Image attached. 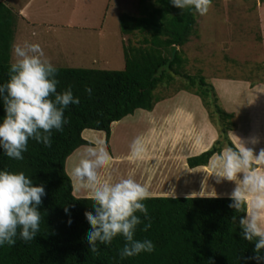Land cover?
<instances>
[{
  "label": "trees",
  "instance_id": "16d2710c",
  "mask_svg": "<svg viewBox=\"0 0 264 264\" xmlns=\"http://www.w3.org/2000/svg\"><path fill=\"white\" fill-rule=\"evenodd\" d=\"M139 9V16L120 17L124 36L142 37L138 45L124 47V70L57 68V91L71 88L80 104L70 105L65 111L68 122L63 131H54L52 146L46 148L30 139L23 160L8 158L0 149V170L23 172L36 185L43 184L47 193L40 207L42 221L36 239L27 243L17 239L14 246L0 247V264H256L248 260L254 255L255 245L239 234V216L247 207L236 212L229 207L233 203L230 198H149L144 203L151 227L143 230L148 221L139 225L136 239L151 240L153 252L122 260V237L114 239L111 246L100 245L99 253L89 250L87 235L91 227L86 213L95 214L94 202L75 197L67 160L77 150L93 145L83 138L85 131L104 132L109 142L113 124L138 110L153 112L163 100L157 95L161 86L177 82L166 71L155 77L167 63L176 77L186 81L175 92L199 97L213 124L214 117H219V139L208 151L189 158V167H207L225 150L242 152L229 136L237 129L236 115L224 110L214 86L203 75L185 73L187 62L181 49L196 32L198 14H182L169 0H140ZM18 19V14L0 0V84L9 79ZM176 48L180 50L172 61ZM4 115L0 104V121ZM253 168L258 164L253 162Z\"/></svg>",
  "mask_w": 264,
  "mask_h": 264
},
{
  "label": "rangeland",
  "instance_id": "374dc122",
  "mask_svg": "<svg viewBox=\"0 0 264 264\" xmlns=\"http://www.w3.org/2000/svg\"><path fill=\"white\" fill-rule=\"evenodd\" d=\"M23 1L9 0V4L18 12ZM139 4L140 0H34L29 16H37L25 22L19 17L15 41L39 44L56 68L122 71L124 47L138 45L142 37L139 34L124 36L120 17L122 14L139 16ZM54 20L60 26L54 22L49 28L42 25ZM181 50L187 62L185 73L203 75L214 86L224 110L236 115L237 129L229 133L231 140L241 151L246 148L254 156L261 154L259 160L253 162L258 164L257 170H264V0H213L208 13L198 15L196 32ZM15 60L14 55L12 63ZM175 78L176 83L161 86L157 92L163 99L158 103L157 114L169 106H184L191 108L201 120L205 113L210 117L199 97L185 91L175 92L186 82ZM149 113L138 110L113 124L109 142L104 132H84L83 138L93 145L98 141L106 144L113 158L107 171H102L103 177L116 182L134 174L141 184L152 180V186L157 184L154 187L166 192L159 196L172 197L169 190L175 192V196L230 198L236 183L226 179L218 182L213 173L217 156L207 167L194 171L188 170V162L185 165L181 160L161 163L162 156H156L157 161L146 162H141L142 159L134 162L130 158L131 145L147 129ZM214 119L216 125L211 123L219 132V117ZM85 148L77 150L79 152L67 160L70 178ZM147 151H153V147ZM181 174L184 178L193 175L199 187L196 183L187 186ZM77 192H81L78 187Z\"/></svg>",
  "mask_w": 264,
  "mask_h": 264
},
{
  "label": "clouds",
  "instance_id": "9594fccd",
  "mask_svg": "<svg viewBox=\"0 0 264 264\" xmlns=\"http://www.w3.org/2000/svg\"><path fill=\"white\" fill-rule=\"evenodd\" d=\"M174 7L191 11L194 15L208 13L212 0H169ZM15 62L9 68V79L0 84V104L5 115L0 121V149L11 159L23 160L29 140L46 148L52 146L54 131H63L68 122L65 111L70 105H79L80 99L71 88L58 92V69L46 58L43 48L25 41L14 46ZM86 91L91 95L92 89ZM147 146L141 138L131 145L130 158L143 159ZM261 155V154H260ZM253 152L228 150L214 158V174L218 182L234 181L229 207L236 212L247 207L239 216L238 227L242 240L254 244V255L248 260L264 264V170L253 168ZM107 145L98 141L81 153L72 169L76 186L89 193L95 214L86 213L91 227L87 235L89 250L99 253L100 245L111 246L122 237L124 247L120 258L127 259L141 253H151V240L136 239L139 225L144 231L151 227V217L144 201L150 198L148 189L137 182L134 174L113 182L102 176L112 164ZM239 181V183H237ZM47 195L43 184L36 185L23 172L0 170V247L14 246L17 239L25 243L36 239L42 216L40 207ZM66 214L71 215L65 208ZM143 217V219H141ZM236 218H234L235 220ZM71 226V219L68 221Z\"/></svg>",
  "mask_w": 264,
  "mask_h": 264
},
{
  "label": "crops",
  "instance_id": "0c3cea01",
  "mask_svg": "<svg viewBox=\"0 0 264 264\" xmlns=\"http://www.w3.org/2000/svg\"><path fill=\"white\" fill-rule=\"evenodd\" d=\"M2 1L5 2L10 8H12L15 11V9L11 7V5L9 4V0H2ZM33 1L34 0H25L21 2L19 4L18 12L15 11L18 14V16L24 20V22L30 21L31 18L37 16V15L29 16V10L31 8ZM52 22H54L56 26H60V24H57L55 20L50 21V23L44 22L42 25L48 27L49 25H52L51 24ZM29 25H31V23H29ZM15 38L17 39V29H16ZM16 41H14V45L12 49V59L15 55L14 46L18 44V42ZM24 42H21L20 44L22 45ZM157 107L158 105L156 106L153 112L147 114L146 117L147 129L145 132L141 133L140 135L141 137L139 136V138L143 140L145 145L149 146L148 148H150L151 146L153 147V151L151 152L146 151L148 153L144 154L141 162L143 161L146 162L147 160H154V159L155 161H157L156 156H162L160 157V161H159L161 163L181 160L184 161L186 165L189 158L199 156L204 152L208 151L218 140L219 137L218 131L211 123L207 113L204 112L205 113V115L203 114L204 119L201 120L199 116L195 115V112L191 108L184 106H169L166 107L164 110H162L163 112L160 115H158L156 112ZM79 150L81 151L82 148ZM78 152L76 151V153ZM76 153L74 154L76 155ZM173 156H177V157L174 159ZM258 160L259 159H257V161ZM186 167L188 168L189 166L186 165ZM197 169L200 168H196V169H190V167L188 168V170L191 171ZM206 169L207 168H205V170ZM105 171H107V169ZM104 174L102 176H104ZM180 178L183 181L185 180L188 183L186 185L189 187L196 183L195 177L191 174L187 178L186 177L184 178V175L181 174ZM71 179L73 180V178ZM73 184H74V195L76 198L89 199L88 192L81 190V192L78 193L75 182H73ZM152 184H153L152 180H150V182L148 180L142 182V185H144L148 189L150 198L166 197V196H162V194L161 196H159L160 193L165 194L166 192H163L161 189L154 187L157 184H155L154 186H152ZM195 185L199 187L198 183H196ZM167 191L173 195L171 198H196L194 196H189V195L175 196V192H171L169 190ZM178 193L180 194V192Z\"/></svg>",
  "mask_w": 264,
  "mask_h": 264
},
{
  "label": "water",
  "instance_id": "95a60500",
  "mask_svg": "<svg viewBox=\"0 0 264 264\" xmlns=\"http://www.w3.org/2000/svg\"><path fill=\"white\" fill-rule=\"evenodd\" d=\"M178 51H179V48H176L174 53H173L172 61L175 59ZM164 71H166L168 74H170L174 78L176 77V75L170 69V62L167 63L165 66L161 67L155 77H161L162 74L164 73Z\"/></svg>",
  "mask_w": 264,
  "mask_h": 264
}]
</instances>
